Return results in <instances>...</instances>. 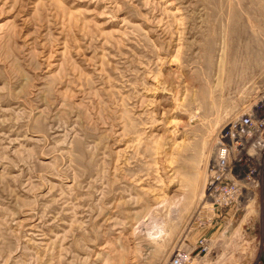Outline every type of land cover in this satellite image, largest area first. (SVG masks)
<instances>
[{
  "label": "rangeland",
  "instance_id": "rangeland-1",
  "mask_svg": "<svg viewBox=\"0 0 264 264\" xmlns=\"http://www.w3.org/2000/svg\"><path fill=\"white\" fill-rule=\"evenodd\" d=\"M263 94L264 0H0V264H264V149L209 197Z\"/></svg>",
  "mask_w": 264,
  "mask_h": 264
},
{
  "label": "built area",
  "instance_id": "built-area-1",
  "mask_svg": "<svg viewBox=\"0 0 264 264\" xmlns=\"http://www.w3.org/2000/svg\"><path fill=\"white\" fill-rule=\"evenodd\" d=\"M263 149L264 94L217 136L209 175V197L214 206L227 207L237 199L236 182L241 180L245 160L259 157ZM168 264H184V260L175 257Z\"/></svg>",
  "mask_w": 264,
  "mask_h": 264
}]
</instances>
